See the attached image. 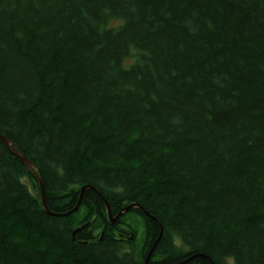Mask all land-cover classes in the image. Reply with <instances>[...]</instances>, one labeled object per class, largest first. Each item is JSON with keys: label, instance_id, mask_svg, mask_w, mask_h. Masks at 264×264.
<instances>
[{"label": "trees", "instance_id": "16d2710c", "mask_svg": "<svg viewBox=\"0 0 264 264\" xmlns=\"http://www.w3.org/2000/svg\"><path fill=\"white\" fill-rule=\"evenodd\" d=\"M0 134V264H264V0H0Z\"/></svg>", "mask_w": 264, "mask_h": 264}, {"label": "water", "instance_id": "95a60500", "mask_svg": "<svg viewBox=\"0 0 264 264\" xmlns=\"http://www.w3.org/2000/svg\"><path fill=\"white\" fill-rule=\"evenodd\" d=\"M0 143L8 150V152L14 156L16 159H18L23 165L24 167L26 168V170L28 171V173L30 174V176L35 180V182L37 183L38 185V188H39V197H40V205H41V208L42 210L44 211V213H46L47 215L49 216H60V217H66L74 212H76L79 208V205H80V202H81V197H82V193L85 189H91V190H94L92 187L86 185L84 187H82L80 190H79V197H78V200L75 204V206L69 210L68 212L66 213H63L61 215H56L55 213H53L52 211H50V209L47 207L46 205V200H45V195H44V187H43V183H42V179L38 173V170L36 168L35 165H33L24 155L18 153L14 147H13V144L6 138L4 137L3 135L0 134ZM97 195L99 196L100 200L102 201V203L104 204L105 206V210H106V216L108 218V221L111 225H113L124 213H126L129 209H133V208H137V209H142L141 207H139L138 205L136 204H130L128 206H126L125 208H123L120 212H118L115 216H112L111 215V212L109 210V207L107 205V202L103 199V197L101 196V194L97 193ZM148 218L154 220V218L152 217H149L147 213H144ZM155 221V220H154ZM88 224H85L79 228H76L73 232H72V237H74V235L84 229L85 227H87ZM102 238V233H100V238L99 240H101ZM132 239V235L130 236L129 240ZM154 249V246H152L151 250L149 251L148 255L146 256L145 258V261H144V264H149V259L151 257V253ZM195 257H201L200 255H194V256H191L190 258L180 262V263H177V264H185L187 263L189 260L195 258Z\"/></svg>", "mask_w": 264, "mask_h": 264}, {"label": "bare ground", "instance_id": "6f19581e", "mask_svg": "<svg viewBox=\"0 0 264 264\" xmlns=\"http://www.w3.org/2000/svg\"><path fill=\"white\" fill-rule=\"evenodd\" d=\"M8 151V150H7ZM44 195H45V193H44Z\"/></svg>", "mask_w": 264, "mask_h": 264}]
</instances>
